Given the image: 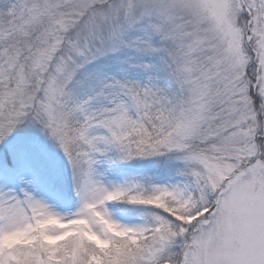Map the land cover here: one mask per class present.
Segmentation results:
<instances>
[{"label":"snow or ice","instance_id":"snow-or-ice-1","mask_svg":"<svg viewBox=\"0 0 264 264\" xmlns=\"http://www.w3.org/2000/svg\"><path fill=\"white\" fill-rule=\"evenodd\" d=\"M0 264H264V0H0Z\"/></svg>","mask_w":264,"mask_h":264}]
</instances>
